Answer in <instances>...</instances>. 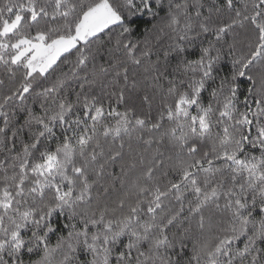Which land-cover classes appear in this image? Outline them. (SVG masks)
<instances>
[{"label":"snow or ice","instance_id":"1","mask_svg":"<svg viewBox=\"0 0 264 264\" xmlns=\"http://www.w3.org/2000/svg\"><path fill=\"white\" fill-rule=\"evenodd\" d=\"M0 72V264H264V0H0Z\"/></svg>","mask_w":264,"mask_h":264},{"label":"trees","instance_id":"2","mask_svg":"<svg viewBox=\"0 0 264 264\" xmlns=\"http://www.w3.org/2000/svg\"><path fill=\"white\" fill-rule=\"evenodd\" d=\"M204 3L206 4V6H212V5L218 6L223 3V0H204ZM205 14H207L206 9H205ZM0 79H6L2 72H0ZM136 80L138 82V87L134 92L130 93V95L132 96V99L134 100L137 106L142 105L143 110L147 112L149 111V109L146 104H143L142 97L144 95H148L149 97H154L151 111H152V114L155 115L156 108L158 107L160 103V92L151 86L150 80L145 79V74L139 73L136 76ZM6 85H7V81H6ZM6 90H7L6 86H0V94H2ZM121 110H123L122 107H121ZM127 151L128 149L126 146L125 153H127ZM112 170L116 173L119 172V162H117V164L113 167ZM54 241H55V238H53V242Z\"/></svg>","mask_w":264,"mask_h":264}]
</instances>
